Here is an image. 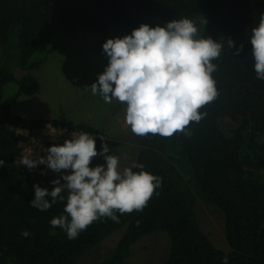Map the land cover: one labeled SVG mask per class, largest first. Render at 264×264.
<instances>
[{"label":"trees","instance_id":"1","mask_svg":"<svg viewBox=\"0 0 264 264\" xmlns=\"http://www.w3.org/2000/svg\"><path fill=\"white\" fill-rule=\"evenodd\" d=\"M261 15L264 0H0V160L5 161L0 167V264H77L119 231L123 234L113 252L92 264H125L132 247L157 232L167 234L169 255L153 264H222L225 256L228 264H264V80L257 79L250 43ZM184 18L194 22L197 39L211 38L222 46L212 61L217 97L199 110L201 121L185 131L139 136L134 163L144 167L132 170L161 178L142 211L116 212L119 222L102 217L68 239L64 229L50 224L66 215L67 190L61 193L64 201L57 198L46 211L31 207L33 186L51 190L61 174L23 170L17 132L50 124L103 135L110 149L117 143L88 124L13 114L20 96L40 91L30 71L78 32L106 38L118 29L127 36L142 24L164 27ZM14 69L28 73L19 78ZM9 85L16 86L14 94ZM198 200L223 214L229 251L216 247L202 230ZM24 230L31 233L28 238L21 235Z\"/></svg>","mask_w":264,"mask_h":264},{"label":"clouds","instance_id":"2","mask_svg":"<svg viewBox=\"0 0 264 264\" xmlns=\"http://www.w3.org/2000/svg\"><path fill=\"white\" fill-rule=\"evenodd\" d=\"M197 33L194 22L184 18L164 27L142 24L131 35L108 39L103 45L108 66L89 87L92 94L106 103L116 99L126 104V123L137 136L171 137L185 131L191 122L201 121L199 110L218 95L212 78L216 65L212 61L220 57L222 46L211 38L197 39ZM250 43L257 79L264 80V15L258 27L252 28ZM242 50L243 46L236 54ZM46 151V158H19L20 164L30 170L46 165L61 174L52 181L51 190L39 184L33 186L35 198L31 207L46 211L57 198L64 201L61 193L67 190L66 215L53 218L50 224L64 229L70 240L102 217L119 222L116 212L122 215L142 211L161 185L160 177L132 170L143 169L142 164L133 163L121 171L120 159L109 154L108 144L103 143L102 151L97 152L96 140L87 132L78 137L73 133V139ZM98 155L106 160V165L90 167ZM4 164L0 160V167ZM63 170H71V174H63ZM21 235L28 238L31 233L24 230ZM222 264H228L227 256Z\"/></svg>","mask_w":264,"mask_h":264},{"label":"rangeland","instance_id":"3","mask_svg":"<svg viewBox=\"0 0 264 264\" xmlns=\"http://www.w3.org/2000/svg\"><path fill=\"white\" fill-rule=\"evenodd\" d=\"M124 36L120 30L112 29L106 38L82 31L63 39L61 49L46 54L41 67L37 71H30L38 79L40 91L32 96H20L12 108V113L27 118L71 120L96 127L102 130L109 140L113 139L117 143L109 154L119 157L120 170L131 167L136 160L139 136L135 135L131 126L126 123V104H121L116 99H113L112 103H106L99 95H93L89 88L97 82L99 74L108 66L109 58L103 52L104 43L108 39ZM14 70L19 78L28 73ZM8 91L14 94L16 86L9 85ZM39 133L37 138L41 141L46 139V143L60 140L49 128ZM20 135L23 140L21 147L25 146L28 150L26 145L30 136L27 138L24 134ZM32 150L35 153L33 159L42 157L36 153L42 149ZM98 165H106V160L99 155L93 159L90 167L95 168ZM68 173L71 174V170ZM197 215L202 230L209 235L215 246L229 251L223 214L217 208L198 200ZM122 234L123 231L116 232L77 264L102 261L113 252ZM169 246V238L164 232L144 237L132 247L131 255L125 264L160 263L168 257Z\"/></svg>","mask_w":264,"mask_h":264},{"label":"built area","instance_id":"4","mask_svg":"<svg viewBox=\"0 0 264 264\" xmlns=\"http://www.w3.org/2000/svg\"><path fill=\"white\" fill-rule=\"evenodd\" d=\"M46 128L47 129L49 128V130L53 134L58 135L60 140L59 141L57 140L58 142L54 141V142L46 143V141H47L46 139L44 141H41L39 137L37 138L36 135L40 134L39 132L41 130H45ZM81 132H72V131H69L66 128L63 129V130H57V129L53 128L50 124H47L43 129L34 130V131L19 130L17 132V134H18L19 137L21 136L20 134H24L27 138L30 136L29 139H28V143L26 145L29 148L28 150L25 149V148H27L25 146H23L24 148L21 147V142L23 140L20 139L19 145L22 148V150H21L22 151V156L28 155L29 157L30 156L32 157L35 154L32 149H37V150H41L42 149V151H38L36 153H37L38 156H42V157L46 158L47 157V151L46 150L48 148H50L53 145L62 146L66 140L73 139V133L78 137ZM90 135L94 136V138L96 140V148L98 147L101 150L102 149V144L106 142L104 136L103 135H97V134H90ZM101 138L103 140H101ZM24 140H25V138H24ZM30 148H32V149H30ZM19 163H20V160H19ZM21 167L23 168V170L29 172L31 175L42 174V173H47V172L56 173V172L52 171L51 169L47 168L46 165H44V166L43 165H39L38 167H36L35 169H32V170H30L28 167H25V165H21ZM68 171H70V170H65V172L63 174H69Z\"/></svg>","mask_w":264,"mask_h":264}]
</instances>
